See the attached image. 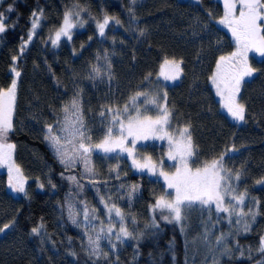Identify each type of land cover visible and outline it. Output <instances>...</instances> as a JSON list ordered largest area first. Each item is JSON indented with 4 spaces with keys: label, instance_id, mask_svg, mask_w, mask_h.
Segmentation results:
<instances>
[{
    "label": "trees",
    "instance_id": "1",
    "mask_svg": "<svg viewBox=\"0 0 264 264\" xmlns=\"http://www.w3.org/2000/svg\"><path fill=\"white\" fill-rule=\"evenodd\" d=\"M9 3L15 5V9L7 14L8 31L0 40V87L10 85L13 78L11 57L14 54L20 56L15 62L22 72L14 117L15 131L10 133L8 142L16 145L14 157L30 178L32 187L28 190L30 199L23 195L15 196L8 188V174L0 171V226L16 220L14 228L0 234V264H91L82 247V236L67 223L65 209L63 212L60 210V206L66 203L69 188L60 175L65 170L46 144L43 126L45 122H54L53 108L57 110L56 115L63 118V112L59 110L77 88L83 89L84 108L98 121L100 106L108 101L87 85V75L90 65L97 64L96 57L103 56L105 51L113 55L114 79L125 94L137 90L136 86L149 72L155 81L164 56L183 57L184 75L180 82L168 87L170 106L174 104L180 114L176 123L182 125L190 118L195 125L194 138L207 153L213 149L222 150L235 142L239 152L234 154L229 166L240 168L241 164L245 165L247 175L242 178L241 190L246 187L251 197L261 201V215L256 225L248 233L240 231L231 241L233 244L239 241L245 249V258H239L237 252L232 260L220 258L219 264H257L264 260V254L257 251L259 238L264 234V185L255 183L264 177V96L260 98L261 94H253L254 98L250 100L247 95L250 86L244 85L242 96L249 106V115L242 124L233 122L221 109L208 79L219 55L213 49L214 38L231 36L218 23L223 16L220 0H143L135 8L138 26L146 31L143 38L133 31L137 25L129 23L131 0H18L16 3L15 0H6L4 5ZM74 4L87 9L95 20L82 13L87 23L83 29L74 31L73 41H64L59 48H52L50 42L45 41L59 27L64 11ZM34 10H43L44 18L37 37L21 55V38L27 39ZM209 12L214 20L209 18ZM105 14L118 17L123 22V26L110 23L106 30L107 39L98 37L95 27V21L102 22ZM197 21L207 27H199ZM197 28L202 31L194 34ZM193 35H200V39L197 36L192 38ZM89 36H92L91 41ZM203 46L210 47V56L205 62L197 59ZM162 149L161 145L148 144L143 151L156 159ZM95 158L102 171L117 163L122 168L127 167V175L121 179L141 184L142 198L127 212L135 215L143 230V225L150 223V206L157 196L153 192L155 185H161V182L146 173L134 174L127 158L119 161L103 160L98 155ZM48 176L57 185L55 189L48 186ZM37 178L45 182L41 191L37 189ZM161 189L165 191L163 185ZM41 219L51 237L43 244L39 237L31 234V228ZM157 220L160 223L158 230L148 231L138 242L128 240L121 245L118 249L119 264H213L204 241H214L221 232L230 230L227 222L210 219L209 214L200 209L191 210L183 231L181 225L162 221L159 215ZM237 229L231 225L233 233ZM69 237L72 238L71 245ZM249 247L252 248L250 259ZM70 249L78 255H69ZM114 260L112 254L109 264Z\"/></svg>",
    "mask_w": 264,
    "mask_h": 264
},
{
    "label": "snow or ice",
    "instance_id": "2",
    "mask_svg": "<svg viewBox=\"0 0 264 264\" xmlns=\"http://www.w3.org/2000/svg\"><path fill=\"white\" fill-rule=\"evenodd\" d=\"M5 0H0V6ZM223 16L218 23L224 25L231 32L235 40L234 51L220 54L214 60V71L208 79L215 89V95L220 98V106L225 110L228 117L237 123H245L249 115V106L242 96V90L246 83L245 78L264 77V68L254 67L249 60L250 52H257L264 57V0H222ZM137 0H131L129 7V23L137 27L133 31L138 37L146 36L145 29L139 28L135 15ZM14 10L13 4L9 3L6 8L0 7V40L8 31L6 24L7 15ZM85 13L89 18L95 20L87 9L79 4H74L71 9L65 10L59 27L48 35L47 41L52 48H59L62 39L67 42L73 41L74 29L78 26L83 28L87 23L82 16ZM208 16L214 20L212 13ZM44 18L43 10L33 11L31 27L27 33V39L21 38L19 49L22 55L27 45L37 37L41 20ZM110 23L115 26H123V22L115 16L105 14L103 21H95L98 37L107 39L106 30ZM199 27H207L201 21H197ZM127 30V29H126ZM92 40V36L88 37ZM113 44L116 39L112 37ZM122 43V41H121ZM219 43V42H218ZM81 45V50H83ZM219 51V48H218ZM75 54V49H73ZM20 59L18 55H12L13 65L11 72L14 74L8 86L0 87V165H6L8 169V186L15 193H22L25 198L30 199L27 190V178L23 175V169L14 159L16 145L9 143L10 133H14V117L17 109V94L19 78L22 72L18 70L15 62ZM199 59V56L197 57ZM97 64L90 65L87 79L90 81L104 82L107 80L106 97H111L106 103H102L98 112V121H87L83 107V89L77 88L69 101L62 105L59 111L63 112L61 119L56 115L57 110L53 108L54 122H45L44 139L48 143L55 158L65 171L60 173L63 179L70 181L75 193L70 192L66 203L60 206L61 212L67 209V219L76 228L83 230L86 243L82 245L91 264H109V253L101 246L102 241H107L110 251L115 260L111 264H119L118 246L125 241H140L148 231L160 228L157 220L181 225L184 223L191 210L200 209L203 212L216 214L217 220L225 219L230 226L228 232H221L215 240L205 239V247L212 255L213 264H219V259L227 257L232 260L238 252L239 258H245V249L239 241L231 243L235 235L242 230L251 231L252 225L257 217L261 215V201L251 197L247 188L242 187V178L247 175L245 165L240 168L229 166L234 154L239 152L236 143L225 146L222 150L213 149L211 153L203 151L194 138L195 125L191 119L176 123L180 114L175 105L170 106L167 81H178L184 75L185 64L183 57L176 58L164 56L161 71L154 81L152 73L149 72L142 77L141 84L136 86L137 90L125 94L119 87L113 91V79L115 72L107 51L103 56L102 74L98 66L101 60L96 57ZM163 77V81L159 79ZM165 142L166 153L154 159L153 155L143 151L148 142ZM138 145L140 147H138ZM94 155L103 160L122 158L130 160V167L140 173L147 172L150 176L161 177L164 181L165 191L155 197L150 206V223L143 225V230L138 224L134 214L125 212L118 200L127 199L128 205L135 198L138 191L137 185L127 188L125 196L113 198L110 190L101 194V187L109 189V179H98L100 173L93 162ZM165 156L168 161L174 162L171 167L174 171H166L164 168ZM78 167L82 172L71 173ZM124 176L127 173H123ZM109 177L121 180L120 165L117 163L109 168ZM95 189L97 201L102 209L90 206L86 199H80L85 184ZM257 185H264V177L255 180ZM47 184L52 189L57 185L52 182L51 176L47 177ZM40 190L45 188V182L37 178ZM117 192L125 189L123 182L116 185ZM170 190V191H169ZM246 201L250 206H246ZM82 206V210L77 208ZM103 211L104 218L100 212ZM82 214V219L80 218ZM235 219L238 228L235 233L231 231V225ZM16 220L12 219L0 226V234H5L14 228ZM131 225V227H130ZM31 234L40 238L41 244L45 239L51 240L43 219L31 228ZM207 236V233L205 234ZM54 243V241H53ZM69 245L72 238H68ZM257 251L264 254V235L259 238ZM248 258H251L252 248L247 249ZM69 255L76 257L74 250H69ZM257 264H264V260Z\"/></svg>",
    "mask_w": 264,
    "mask_h": 264
},
{
    "label": "rangeland",
    "instance_id": "3",
    "mask_svg": "<svg viewBox=\"0 0 264 264\" xmlns=\"http://www.w3.org/2000/svg\"><path fill=\"white\" fill-rule=\"evenodd\" d=\"M6 1V0H5ZM18 1V0H17ZM16 0H15V3L17 2ZM143 0H137V3H140V2H142ZM220 2H221V5L223 6V4H222V0H220ZM5 4V3H4ZM2 5V6H0V7H2V8H6L7 7V5ZM13 8L15 9V5H13ZM14 11V10H13ZM7 15V14H6ZM6 22V21H5ZM222 27L225 29H227V31L228 32H230L229 31V29L227 28V27H225L224 25H222ZM84 28V27H83ZM83 28H79V26L76 28V29H79V30H81V29H83ZM76 29H74V31L76 30ZM198 31H202V29H199V28H197V30H195V32H194V34L195 33H198ZM231 34V33H230ZM197 36V39H200V35L198 36V35H193L192 36V38H195ZM64 41H66V39H62V41H61V44L64 42ZM214 43H213V49L214 50H216V52L218 51V48H219V51H218V53H219V55L220 54H227L228 52H227V50H230L229 52H231V51H234L235 50V47H236V43H235V40H234V38L232 37V35L230 36V37H220V38H214ZM219 42V43H218ZM230 47H232V48H230ZM208 52H210V47H205V46H203L202 48H201V50H200V52H199V58L201 59V61L203 60V62H205L206 60V57H209L210 55L208 54ZM104 56V55H103ZM103 56H101V60H100V62H99V67L101 68V72H102V74H104L105 73V69L103 68ZM109 57H110V60L112 61V59H113V55H109ZM249 60H250V62L252 63V65L254 66V67H258V68H264V57H262V56H260L259 55V53H257V52H255V51H253V52H250L249 53ZM17 67V66H16ZM215 67V66H214ZM19 70V69H18ZM13 76H14V74H13ZM160 79H161V81H163V77H159ZM182 78V77H181ZM245 80H246V83H245V85L247 84V85H249L250 86V90H249V93L247 92V95L249 96L248 98H250V100H252L254 97H253V94H255V96H257V94H261V96H260V98L261 97H263L264 96V77H260L259 75H257L256 77H251V78H248V77H246L245 78ZM181 81V79L180 80H178V81H175V82H172V81H167V82H164V83H166V84H168V85H175V84H177L178 82H180ZM112 83H113V91H115V89H116V87H118V85H117V82H116V80L115 79H113V81H112ZM197 83L198 84H201V81H197ZM87 85L88 86H91L93 89H95V91L97 92V93H99V95L100 96H102V97H104L107 101L108 100H110L111 99V97H106L105 96V93L107 92V90H108V88H107V80L105 79V81L104 82H100V81H95V82H93V81H88V83H87ZM214 87V86H213ZM120 89V88H119ZM242 92H243V90H242ZM243 94V93H242ZM218 97V96H217ZM218 99H219V102H220V98L218 97ZM84 107V106H83ZM222 109V108H221ZM222 111L226 114V112H225V110H223L222 109ZM84 115H85V118H86V120L87 121H95V119H94V117L92 116V114H90L89 113V111L87 110V109H85L84 108ZM227 115V114H226ZM230 118V117H229ZM231 119V118H230ZM233 122H235V121H233ZM235 123H237V122H235ZM237 124H242V123H237ZM46 144L48 145V143L46 142ZM148 144H157V145H161V146H163V149H162V153H159L158 154V156H156L157 158L158 157H160V156H162V155H164V153H166V141L165 142H159V141H156V142H152V141H149L148 142ZM48 147H49V145H48ZM138 147H140L139 145H138ZM50 148V147H49ZM49 150H51V149H49ZM51 152H52V150H51ZM158 152H160V150L158 149ZM53 153V152H52ZM14 159H15V157H14ZM15 161H16V159H15ZM93 162H94V164H95V167H96V169H97V171L101 174L100 175V177H98V179H101V180H104V179H109V189L108 190H106L105 188H103V187H101V189H100V192H101V194H105L106 195V198H107V191H109L110 190V192H111V194H112V196H113V198L115 199L117 196H125V194H126V191H127V188L128 187H130L131 185H137L138 186V191H137V193L135 194V198L131 201V205L129 206L128 205V202H127V199H126V196H125V199H123V200H118L117 202L120 204V206L121 207H123L126 211L125 212H127V211H129V210H131L140 200H141V198H142V186H141V184H135V183H131V182H129V181H127V180H115L114 178H110L109 177V169H107V170H105V171H102L99 167H98V165H97V161H96V158H95V155H94V157H93ZM16 163L18 164V165H20L19 164V162H17L16 161ZM172 163H174V162H170V161H168L167 160V158H166V156H165V159H164V168H165V170L166 171H174V169L171 167V165H172ZM21 167V166H20ZM22 168V167H21ZM127 168V167H126ZM125 167L124 168H122V167H120V170H121V177L122 176H124L123 175V173H125V172H127V169H126ZM0 171H4V172H6L7 174H8V169H7V166L6 165H0ZM80 172H82V168H80V167H78L77 169H75V170H73L71 173H66V175L67 174H77V173H80ZM133 172H134V174L135 173H140V172H138V171H136L135 169H133ZM144 173H146V174H148L147 172H144ZM23 175L27 178V190H29V188H30V186L32 185V183L31 182H29V180H30V178H28V176L24 173V171H23ZM149 175V174H148ZM150 176V175H149ZM151 178H154V179H156V180H159L160 182H161V185H163L164 186V188H165V185H164V181H163V179L161 178V177H158V176H150ZM64 181H66L67 182V185H68V188H69V191H68V193L66 194L67 195V197H68V195H69V193L70 192H72V193H75L76 192V189L75 188H73V186H72V184H71V182L70 181H67L66 179H64ZM121 182H123L124 184H125V189L122 191V192H117V188H116V185H118L119 183H121ZM82 183H84L85 184V188H84V191H83V193H81L80 194V199H86L87 200V202L89 203V205L90 206H93V207H96L97 209H102V205H100L99 203H98V201H97V195H96V192H95V189L94 188H92V187H90L89 185H88V183H87V181H82ZM161 185H160V183H156V185H155V188H154V191L153 192H155L156 193V195H159V194H161V193H163V191H162V189H161ZM32 187V186H31ZM8 188H9V186H8ZM37 189L38 190H40L39 188H38V186H37ZM9 190H10V192L12 193V194H14L15 196H22L23 194L22 193H15V192H13L10 188H9ZM166 190V189H165ZM41 191V190H40ZM170 191V190H169ZM66 197V198H67ZM66 202V201H65ZM246 206H250V203L248 202V201H246ZM77 208L78 209H81L82 210V206H80V205H77ZM65 211H66V219H67V209L65 208ZM207 213V212H206ZM100 215H101V218L103 219L104 218V213H103V211H101L100 212ZM211 217H213V218H215L216 220H217V218H216V214L213 212L212 214H211ZM259 217V216H258ZM258 217H257V219H258ZM81 219H82V214H81V217H80ZM67 223H69L71 226H72V228L76 231V232H78L81 236H82V240H83V243L85 244L86 243V237L84 236V233H83V230L81 229V228H76L74 225H72L71 224V222L67 219ZM219 222H227L225 219H223V214H221V219H219L218 220ZM255 223H257V220H256V222ZM253 224L252 225V227H251V230H252V228L256 225V224ZM235 228H239L236 224H235V219L233 220V224H232ZM240 228L242 229V226H240ZM242 231V230H241ZM243 233H248V232H244V231H242ZM250 232V231H249ZM264 235V234H263ZM125 242H127V241H125ZM101 246H102V248H103V250L105 251V252H108L109 253V258L111 257V255L113 254L111 251H110V249H109V246H108V244H107V241H102V243H101ZM121 247V245H119L118 246V249Z\"/></svg>",
    "mask_w": 264,
    "mask_h": 264
},
{
    "label": "flooded vegetation",
    "instance_id": "4",
    "mask_svg": "<svg viewBox=\"0 0 264 264\" xmlns=\"http://www.w3.org/2000/svg\"><path fill=\"white\" fill-rule=\"evenodd\" d=\"M229 33H231V32H229ZM231 35V34H230Z\"/></svg>",
    "mask_w": 264,
    "mask_h": 264
}]
</instances>
